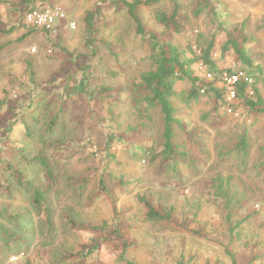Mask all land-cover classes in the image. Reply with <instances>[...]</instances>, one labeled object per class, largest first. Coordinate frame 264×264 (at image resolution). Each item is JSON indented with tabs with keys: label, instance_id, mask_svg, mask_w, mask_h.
<instances>
[{
	"label": "rangeland",
	"instance_id": "rangeland-1",
	"mask_svg": "<svg viewBox=\"0 0 264 264\" xmlns=\"http://www.w3.org/2000/svg\"><path fill=\"white\" fill-rule=\"evenodd\" d=\"M115 1L120 0L38 3L36 12L61 8L65 14V20L55 25L47 39L44 31L27 25L22 13L27 8L21 0H0V98L7 99L9 106L0 108V142L13 121L12 110L29 103L28 93L36 98L34 105L40 112L51 101V110H61L68 121L64 159H69V175L77 187L82 179L93 176L87 190L91 200L72 203L74 218L86 224L109 225L105 231L75 228L67 215L58 212L50 232L44 216L36 214L23 193L17 191L9 200L0 190V204L9 201L12 213L23 212L27 230L22 236L25 241L16 248L6 247L0 235V264H128L122 259L134 264H264V115L251 112L237 100L231 102L220 84L217 86L226 90L221 101L203 95L186 105L177 99L181 125L176 128V142L179 153L189 158L177 163V172L150 162L138 148L151 146L154 139L137 141L128 132L136 119L124 88L148 69L153 51L149 40L136 33L124 7ZM179 2L181 32L169 36L172 44L184 49L189 44L195 46L199 35L213 36L217 45L214 57L220 68L236 69L240 64L234 51L223 53L222 49L237 38L264 69V0H210L205 10L202 0ZM161 3L170 6L166 0ZM97 9L102 13L97 21L100 42L98 56L92 58L84 19ZM140 16L149 32L162 33L154 19V7L141 8ZM27 62H32L37 72L38 85L30 89L24 87ZM200 65H194L191 72L203 86L209 81ZM83 81L89 93L80 90ZM191 86L186 79L177 84V90L187 93ZM158 123L156 141L162 133L160 117ZM23 128H16L15 138L21 139ZM244 131L251 145L246 163L236 154L224 155ZM110 135L122 141L114 143L109 152ZM214 163L235 183H242L240 191L249 190L241 214L248 219L236 232L239 239L229 233L231 226L222 220L210 190L199 185L213 175L208 173ZM103 176L108 194L97 187ZM115 177H124L125 190ZM138 194L149 195L159 210H172V221L155 226L146 223Z\"/></svg>",
	"mask_w": 264,
	"mask_h": 264
},
{
	"label": "trees",
	"instance_id": "trees-1",
	"mask_svg": "<svg viewBox=\"0 0 264 264\" xmlns=\"http://www.w3.org/2000/svg\"><path fill=\"white\" fill-rule=\"evenodd\" d=\"M27 8L22 11L24 19L28 13L40 10L36 5L46 3L49 0H21ZM170 3L166 7L161 0H126L115 1L119 6H123L128 17L134 24L136 33L149 40L152 54L149 57L148 69L139 72L128 82L124 91L129 95V103L132 108L136 125L129 127L128 132L133 133V138L139 141L144 137L146 140H153L151 146L139 147L152 163L165 164L172 171H178L177 163L187 160L188 154L179 153V145L176 142V128L181 125V120L177 117L179 109L175 100L189 105L192 101H198L203 95L214 97L217 101L223 99V91L216 84L220 82L223 73L230 75L245 73L247 78L252 79L248 83L244 78L235 85V97L237 101L251 112L264 115V69L256 63V58L240 44L238 39L229 40L222 49L223 53L233 50L237 61L240 64L236 69H221L214 57L216 51V40L212 37L199 35L195 41V46L189 44L182 49L172 44L168 38L171 34L181 32L179 0H166ZM204 8L209 6L210 0H202ZM154 7V19L157 25L163 30L161 34L149 32L140 16L141 8ZM215 15V14H214ZM217 15V14H216ZM215 15V16H216ZM102 16L101 9L88 12L84 22L86 25V46L90 57L98 56L97 44L100 42V29L97 21ZM24 26V25H21ZM38 30L37 28H35ZM48 39L50 31L41 29ZM164 39V40H162ZM194 47H196L194 49ZM0 48V52H1ZM201 64L209 74L214 77V81L199 85L200 80L192 78L191 69L194 65ZM28 82L24 84L30 89L37 86V72L32 62H27ZM188 79L192 86L187 93H179L177 84ZM23 86V85H22ZM86 93L88 85L85 81L80 85V90ZM102 90H105L102 88ZM205 91L203 94L201 91ZM31 92V90H28ZM95 94V93H93ZM92 94V95H93ZM97 94V93H96ZM7 95V93H6ZM92 95L90 96L92 98ZM187 96V97H185ZM29 103L19 110H12L13 121L10 122L6 136L0 142V190L4 192L7 199L12 200L17 191L24 194L33 210L38 216H44L45 226L51 232L55 228V218L58 212L68 216L69 224L75 228H90L94 231H105L108 223L103 222L101 226L79 222L76 218V207L72 203L81 204L82 199L91 200L89 184L92 177H85L76 186L73 178L69 175L65 157V146L69 137L68 121L66 116L59 110H51L52 102H47V107L40 112L38 105H34L36 98L32 93H28ZM224 101V100H223ZM225 103V101H224ZM226 104V103H225ZM7 99L0 98V108H7ZM158 117L162 125V133L159 141L155 140ZM157 118V119H156ZM23 126L21 139L15 138L14 132L17 127ZM122 138L110 135L107 142L108 151L112 145ZM233 143V141H232ZM139 150V151H140ZM251 145L247 139V131L243 135H238L235 144L224 155L236 154L243 163L249 160ZM264 151V148H263ZM264 169V161L261 163ZM222 167L214 163L208 174H213L210 179H203L199 185L207 187L218 204V212L222 220L231 226L230 234L239 239V228L245 223L248 217H241L245 208V201L248 191H240V185L235 183L231 175H225ZM238 180H240L238 178ZM122 190L127 186L124 177L114 178ZM107 180L103 176L99 179L97 187L109 193ZM65 196V204H63ZM142 206L145 222L149 225H162L172 221V210H159L151 202L149 195L138 194L136 197ZM12 203L0 204V235L6 242V247L16 248L25 239L27 234L24 229L26 215L12 213ZM11 214V215H10ZM10 225V227H7ZM98 247L94 248L96 251ZM90 252L89 256L92 254ZM121 262L134 264L130 261Z\"/></svg>",
	"mask_w": 264,
	"mask_h": 264
},
{
	"label": "built area",
	"instance_id": "built-area-1",
	"mask_svg": "<svg viewBox=\"0 0 264 264\" xmlns=\"http://www.w3.org/2000/svg\"><path fill=\"white\" fill-rule=\"evenodd\" d=\"M65 20V14L63 13L61 8H52L47 9L43 12H31L26 16V22L28 26L38 29H45L50 32H55V25L58 22ZM206 75L205 79L209 82L214 81V77L208 73L207 68L203 65H200L199 68ZM244 78L248 83H252V79L247 78L245 73H240L237 75H230L229 73H223L221 76V80L216 85L220 84L221 86L227 89V93L229 95V100L232 102L233 100H237L235 97V85ZM225 88L222 89L223 93L226 91ZM203 92V91H202ZM205 92V91H204Z\"/></svg>",
	"mask_w": 264,
	"mask_h": 264
}]
</instances>
